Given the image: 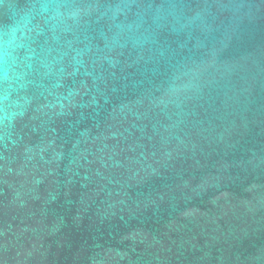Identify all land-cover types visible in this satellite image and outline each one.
<instances>
[{"label":"water","instance_id":"1","mask_svg":"<svg viewBox=\"0 0 264 264\" xmlns=\"http://www.w3.org/2000/svg\"><path fill=\"white\" fill-rule=\"evenodd\" d=\"M0 71V264H264V0H0Z\"/></svg>","mask_w":264,"mask_h":264},{"label":"clouds","instance_id":"2","mask_svg":"<svg viewBox=\"0 0 264 264\" xmlns=\"http://www.w3.org/2000/svg\"><path fill=\"white\" fill-rule=\"evenodd\" d=\"M18 31V29H16V28H13L12 29V40H13V42L15 41V39H16V32ZM0 75H3V76H5L6 77V73H4L3 71H0Z\"/></svg>","mask_w":264,"mask_h":264}]
</instances>
